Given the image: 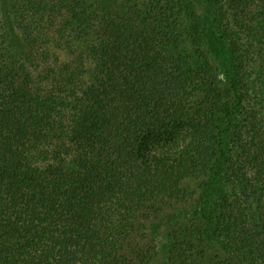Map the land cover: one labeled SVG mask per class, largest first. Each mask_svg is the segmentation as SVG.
<instances>
[{
	"label": "trees",
	"instance_id": "1",
	"mask_svg": "<svg viewBox=\"0 0 264 264\" xmlns=\"http://www.w3.org/2000/svg\"><path fill=\"white\" fill-rule=\"evenodd\" d=\"M263 57L264 0H0V264H264Z\"/></svg>",
	"mask_w": 264,
	"mask_h": 264
},
{
	"label": "rangeland",
	"instance_id": "2",
	"mask_svg": "<svg viewBox=\"0 0 264 264\" xmlns=\"http://www.w3.org/2000/svg\"><path fill=\"white\" fill-rule=\"evenodd\" d=\"M187 23H188V19H184L183 24L185 25ZM10 30H11V28H10ZM20 41H21L20 32L18 30H16V28H14L13 32L11 31V35L9 38V45L11 48H13L16 51V48H18L20 45ZM211 41L212 40L210 38V42ZM217 42H219V40H217ZM262 62L264 63V57L261 58V60L259 61V64H261ZM262 101L264 102V97H263ZM224 174H226V177H224V178L222 177L221 179H219V181L216 182L215 189L213 190V192L210 193V196H209L210 202H214L215 199H217L220 192L221 191L223 192V190H225V186L227 187V189H230V188H232V186L235 185L234 187H236V190L238 192L237 194L239 195L240 192H242V194L245 195V192L247 190L243 187L242 181H239V179H237V181L234 182L233 181L234 178L228 177V173L226 171ZM200 184H201V179L200 178H194V179L188 180L187 187L199 190L198 186H200ZM227 189H226V191H227ZM197 194H198V192H197ZM246 202L248 203V208L250 210L249 215L251 218V222L252 221L257 222L258 219H256L257 217L255 215H256V212L258 213L259 204H258V201L256 199L255 194H251V198L247 199ZM212 206H211V209H212ZM194 212H195V208L193 206H189L188 208L181 210L176 215V217L188 216L190 213H194ZM167 241H168V235L163 237L162 239H160V250H161L160 251V258L165 256V245L167 244Z\"/></svg>",
	"mask_w": 264,
	"mask_h": 264
}]
</instances>
